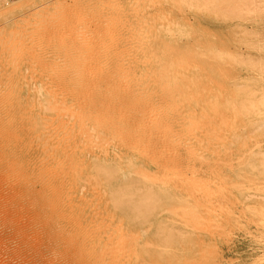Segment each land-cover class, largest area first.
<instances>
[{"label": "bare ground", "instance_id": "6f19581e", "mask_svg": "<svg viewBox=\"0 0 264 264\" xmlns=\"http://www.w3.org/2000/svg\"><path fill=\"white\" fill-rule=\"evenodd\" d=\"M45 2L19 0L0 10V20ZM136 16L140 17L138 24L147 23L145 28L153 25L143 14ZM79 31L75 32L80 35ZM141 31L128 38L130 48H88L83 58L77 56L80 65L75 61L71 78L59 80L57 76L59 81L49 85L36 83L27 110L0 114V148L10 158L11 168L18 170L14 174L29 189L42 187L37 205L48 213L47 218L58 221V233L80 264H181L180 260H193V245L180 240L171 225L160 231L159 225L153 230L149 224L164 209L175 213L172 216L188 213L187 203L191 205V213L183 214L187 224L203 223L211 199L197 179L204 168L194 163L206 159L212 150L229 151L223 115L206 124L207 118L198 117L193 108L186 109L189 105L178 109L189 90L197 87L212 93L227 72L218 63L204 66L205 75L217 73L219 81L199 84L196 65L183 57L180 48H154ZM67 49L80 51L75 46ZM93 64H101V69L90 70ZM233 139L242 149L241 137L233 135ZM186 184L191 187L188 195L184 194ZM196 192L201 194L197 197ZM149 229L151 239L147 240Z\"/></svg>", "mask_w": 264, "mask_h": 264}, {"label": "rangeland", "instance_id": "374dc122", "mask_svg": "<svg viewBox=\"0 0 264 264\" xmlns=\"http://www.w3.org/2000/svg\"><path fill=\"white\" fill-rule=\"evenodd\" d=\"M18 1L0 0V10ZM181 1L46 0L28 12L0 20V114L27 110L36 83L49 85L58 78H71L75 61L80 65L77 56L86 55L90 48H130L131 36L141 28L150 46L180 48L183 57L196 65L199 84L219 81L217 73L205 75L204 68L218 63L227 72L223 83L212 93L193 87L178 107L183 110L189 105L186 109L193 108L198 117L207 118L206 124L223 115L229 130V151L223 154L222 150L211 149L213 153L208 152L206 159L194 163L204 168L197 179L204 183L200 186L206 187L211 199L209 215L204 216L208 221L197 223L199 227L189 226L185 216L191 205L187 203L185 216H172L175 213L164 209L152 217L149 228L155 230L159 225L162 231L171 225L180 240H189L196 253L193 260H186L188 264H264V126L259 128L264 125V0ZM138 14L153 25L145 28L146 22L138 24ZM68 34L76 35L71 39ZM74 46L81 52L67 49ZM28 60L36 65L28 64ZM98 65L93 64L90 70H100ZM233 135L241 137L242 149ZM0 159V264H80L65 237L58 233V221L47 218L48 213L37 205V192L42 187L29 189L15 175L18 170L11 168L10 158L1 148ZM189 188L186 184L184 194L188 195ZM200 194L196 192L197 197ZM196 209L202 213L198 206ZM150 229L147 240L151 239Z\"/></svg>", "mask_w": 264, "mask_h": 264}, {"label": "built area", "instance_id": "2783aa9c", "mask_svg": "<svg viewBox=\"0 0 264 264\" xmlns=\"http://www.w3.org/2000/svg\"><path fill=\"white\" fill-rule=\"evenodd\" d=\"M8 1H16V0H8Z\"/></svg>", "mask_w": 264, "mask_h": 264}]
</instances>
